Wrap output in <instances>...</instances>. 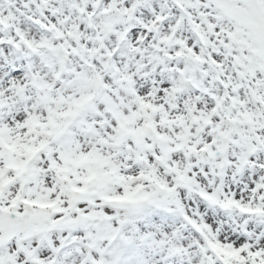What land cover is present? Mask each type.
I'll list each match as a JSON object with an SVG mask.
<instances>
[{"label": "snow or ice", "instance_id": "obj_1", "mask_svg": "<svg viewBox=\"0 0 264 264\" xmlns=\"http://www.w3.org/2000/svg\"><path fill=\"white\" fill-rule=\"evenodd\" d=\"M0 264H264V0H0Z\"/></svg>", "mask_w": 264, "mask_h": 264}]
</instances>
